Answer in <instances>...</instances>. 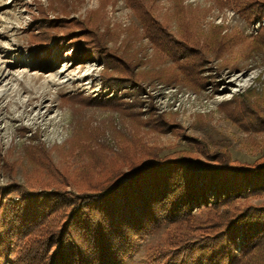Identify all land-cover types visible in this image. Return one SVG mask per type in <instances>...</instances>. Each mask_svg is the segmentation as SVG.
<instances>
[{
    "label": "rangeland",
    "instance_id": "obj_1",
    "mask_svg": "<svg viewBox=\"0 0 264 264\" xmlns=\"http://www.w3.org/2000/svg\"><path fill=\"white\" fill-rule=\"evenodd\" d=\"M147 5L170 32L202 44L215 26L250 39L264 23L260 18L248 24L217 0H147ZM64 15L92 18L91 25L106 32L108 47L140 62L136 71L149 78L142 79L145 90L137 101L126 97V107L117 108L81 97L102 94V64L73 59L70 47L41 45L32 34L36 24ZM243 46L232 45L234 56L226 50L221 57L232 56L228 63L209 57L201 87L181 75L165 82L158 73L172 72L173 65L144 37L126 0H0V185L78 188L90 154L103 158L100 173L92 176L97 180L116 167L124 171L128 157L195 150L191 137L211 148L225 147L239 161L256 160L264 154V117L257 120L233 100L248 96L260 102L255 107L264 114V49L246 56ZM34 146L37 153L28 156ZM261 200L264 196L250 199ZM3 219L0 212V264H12L16 241L2 243ZM165 227L138 238L120 264H148L147 247L162 242Z\"/></svg>",
    "mask_w": 264,
    "mask_h": 264
},
{
    "label": "trees",
    "instance_id": "obj_2",
    "mask_svg": "<svg viewBox=\"0 0 264 264\" xmlns=\"http://www.w3.org/2000/svg\"><path fill=\"white\" fill-rule=\"evenodd\" d=\"M126 2L144 37L173 65L172 72L158 73L165 82L182 76L201 87L207 80L204 70L209 57L222 58L226 50L234 56V44L244 45L241 51L246 56L264 49V23L250 39L237 32L223 34L215 26L202 44L189 34L170 32L152 14L147 0ZM217 2L235 8L248 24L264 18V0ZM177 15L182 19L180 12ZM91 20L57 16L36 24L32 34L41 45L70 47L73 59L100 62L102 94L81 97L125 108L126 97L137 101L144 93L142 79L149 74L136 71L139 61L108 47L106 32H99ZM232 56L222 61L228 63ZM233 101L252 111L257 120L264 117L262 109L255 107L260 102L248 96ZM190 139L197 142L195 150H173L161 157L157 152L133 158L125 154L124 171L116 167L97 180L92 176L100 173L103 158L90 154L78 188L47 183L38 188L16 182L0 185L2 243L16 241L12 264H120L138 238L161 224L166 226L162 242L147 247L148 264H264V200L250 201L264 196V154L242 162L225 147L211 148ZM29 153H37V147Z\"/></svg>",
    "mask_w": 264,
    "mask_h": 264
}]
</instances>
